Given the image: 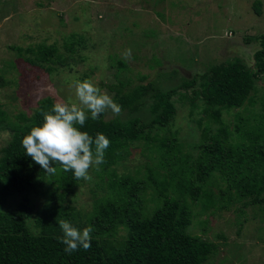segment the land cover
<instances>
[{
  "label": "trees",
  "instance_id": "trees-1",
  "mask_svg": "<svg viewBox=\"0 0 264 264\" xmlns=\"http://www.w3.org/2000/svg\"><path fill=\"white\" fill-rule=\"evenodd\" d=\"M262 6L260 0L254 4L258 17ZM76 43L82 45V38ZM76 43L67 45L66 50L74 53ZM256 43L259 49L253 66L239 58L214 64L204 74L181 77V84L171 90L162 91L152 84L128 88L131 80L120 78L121 73L115 75L118 84H106L114 102L129 115L139 113L145 102L151 101L152 121L146 124L140 117L107 120L105 112L93 120L89 113L80 130L93 138L102 133L110 140L105 162L99 165L103 175L114 176L112 168L130 154L129 146L135 142L143 141L151 153L163 154L167 175L157 178L154 171L149 175L153 206L146 202L143 182L122 178L110 183L111 197L84 217L70 204L83 179H76L55 162L56 173L46 178L48 173L22 145L31 128L43 123V114L52 109L55 99L43 97L32 116L21 114L20 124L10 126L11 140L1 149L0 264H207L213 260L219 246L188 232L193 222L190 204L201 201L206 208L216 204L221 209L243 203L244 208L262 206L264 214V95L256 98V84L264 77V34ZM17 50L25 62L50 77L59 67H69L71 61L56 45ZM126 64L118 61L120 69L129 71ZM84 79L88 75L80 80ZM0 83L5 86L2 77ZM179 94L192 112L197 102L204 105L203 117L198 120L201 135L190 151H184L168 130L177 114L173 98ZM233 110L235 121L230 126L223 115ZM2 124L7 122L0 108ZM154 129L168 133L153 136ZM213 187L218 188V195ZM33 197L44 199L41 209H36ZM11 199L15 205L8 207ZM61 219L79 230L93 228L88 250L65 251L59 240L63 236L58 224Z\"/></svg>",
  "mask_w": 264,
  "mask_h": 264
},
{
  "label": "rangeland",
  "instance_id": "rangeland-1",
  "mask_svg": "<svg viewBox=\"0 0 264 264\" xmlns=\"http://www.w3.org/2000/svg\"><path fill=\"white\" fill-rule=\"evenodd\" d=\"M256 1L0 0V77L6 82L5 86L0 83V108L7 122L0 126V157L1 149L11 140L10 126L20 124L21 114L32 116L37 102L46 96L56 103L75 100L74 82L85 75L113 97L105 86L119 83L117 73L131 80L128 88L152 84L167 91L179 86L181 77L204 74L214 64L239 58L253 66L254 53L259 49L256 41L264 34V0H260V17L254 11ZM80 38L82 45L76 43ZM73 42L76 51L70 53L66 46ZM43 44L56 45L65 56H71L69 67H59L50 77L19 56L17 49ZM126 49H131L130 60L123 56ZM119 60L127 63L129 71L119 68ZM256 88V98H260L264 95V77ZM179 96L173 98L177 114L168 130L184 151H190L201 135L198 120L203 117L204 105L197 102L192 112L190 104ZM150 104L147 100L144 109L132 115L123 110L115 115L107 110L105 118L125 121L140 117L148 124L152 121ZM235 115L233 110L224 113L223 118L231 126ZM156 133L161 136L168 131L154 129L151 134ZM129 152L112 168L114 176L101 174L95 165L90 168L91 179L80 182L70 197L71 206L89 217L100 201L111 197L110 183L122 178L143 182L146 202L153 206L149 175L150 171L157 178L167 175L163 154L151 153L143 141L131 144ZM212 190L219 194L218 188ZM33 201L37 210L45 203L42 197H33ZM14 205L15 199L9 200L8 207ZM190 207L193 222L188 232L219 246L218 254L207 264H264L262 206L244 208L243 203H234L218 209L216 204L206 208L200 201Z\"/></svg>",
  "mask_w": 264,
  "mask_h": 264
},
{
  "label": "clouds",
  "instance_id": "clouds-1",
  "mask_svg": "<svg viewBox=\"0 0 264 264\" xmlns=\"http://www.w3.org/2000/svg\"><path fill=\"white\" fill-rule=\"evenodd\" d=\"M123 56L130 60L131 49H126ZM75 100L71 98L57 102L50 111L43 114V123L31 128L24 136L22 145L26 154L41 168L55 174L52 163H59L63 171H71L76 179L90 180L89 169L105 162V151L110 146V140L102 133L93 138L87 131L80 130L89 118L96 120L99 116L111 110L119 115L121 106L114 102L106 90H102L94 79L75 81ZM63 236L59 238L66 252H73L91 246L93 228L87 226L77 229L65 219L58 221Z\"/></svg>",
  "mask_w": 264,
  "mask_h": 264
}]
</instances>
